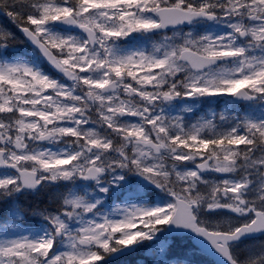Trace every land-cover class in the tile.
I'll return each mask as SVG.
<instances>
[{"label":"snow or ice","instance_id":"obj_1","mask_svg":"<svg viewBox=\"0 0 264 264\" xmlns=\"http://www.w3.org/2000/svg\"><path fill=\"white\" fill-rule=\"evenodd\" d=\"M137 254L264 264V0H0V264Z\"/></svg>","mask_w":264,"mask_h":264},{"label":"trees","instance_id":"obj_2","mask_svg":"<svg viewBox=\"0 0 264 264\" xmlns=\"http://www.w3.org/2000/svg\"><path fill=\"white\" fill-rule=\"evenodd\" d=\"M139 258H140V256H139V254H137L134 257H129V258H126V259H122L120 264H135V260L139 259Z\"/></svg>","mask_w":264,"mask_h":264},{"label":"water","instance_id":"obj_3","mask_svg":"<svg viewBox=\"0 0 264 264\" xmlns=\"http://www.w3.org/2000/svg\"><path fill=\"white\" fill-rule=\"evenodd\" d=\"M171 227V226H170Z\"/></svg>","mask_w":264,"mask_h":264}]
</instances>
